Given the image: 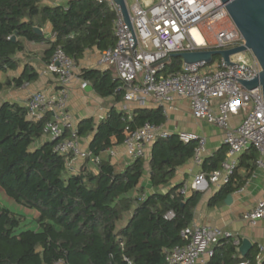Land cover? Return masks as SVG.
Here are the masks:
<instances>
[{
    "label": "trees",
    "instance_id": "16d2710c",
    "mask_svg": "<svg viewBox=\"0 0 264 264\" xmlns=\"http://www.w3.org/2000/svg\"><path fill=\"white\" fill-rule=\"evenodd\" d=\"M115 19V10L98 0L63 4L0 0V91L26 88L39 79V72L29 64L20 76L8 75L19 68L17 56L28 42L49 44L45 64L61 46L78 65L88 51L115 46ZM47 23L53 40L36 30L43 32ZM220 59L217 56L214 63ZM183 63L173 57L163 73H176ZM80 77L99 97H113L116 103L124 100L126 91L114 70L83 68ZM50 118L47 114L33 121L25 105L0 104V189L18 206L35 211L37 223L36 229L23 230L26 215L0 202V264H167L166 251L186 243L181 233L192 224L203 192L183 195V184H178L148 194L142 180L148 164L152 187L169 184L177 169L194 158L198 142L185 143L173 134L154 143L149 159L112 163L105 154L123 144L129 130L147 122L164 125L167 119L161 107L130 111L112 107L98 123L93 117L78 123L77 136L92 137L88 149L101 162L96 171L86 167L88 160L79 171H72L67 166L72 157L54 150L69 132L36 146ZM227 152L224 145L216 156L204 160L202 170L207 174L219 170ZM257 152L251 147L241 156L232 180L211 197L209 205L216 206L241 189L247 177H239V169L246 163L244 158L245 166L253 168ZM259 254L256 244L242 256L231 240H222L208 264H258Z\"/></svg>",
    "mask_w": 264,
    "mask_h": 264
},
{
    "label": "built area",
    "instance_id": "2783aa9c",
    "mask_svg": "<svg viewBox=\"0 0 264 264\" xmlns=\"http://www.w3.org/2000/svg\"><path fill=\"white\" fill-rule=\"evenodd\" d=\"M110 5L116 12L115 31L117 42L114 47L101 52L98 65L112 69L123 82L124 102L144 107L149 101L156 102L167 114L177 98L190 101L193 116L224 131V142L228 146L226 160L222 167L210 174L203 170L194 176L191 186L183 185L181 194L200 190L211 184L220 190L228 184L239 165L243 152L251 147L259 153L257 166L264 170V94L261 86L247 89L237 78H251L262 68L252 53L231 56L234 65H227L223 59L208 63H183L176 73L164 74L165 63L157 68L150 66L166 59L169 54L194 50H225L245 43L242 34L229 14L222 0H151L144 6L135 0L127 6L131 15V28L122 9L114 0H98ZM171 56V55H170ZM76 70L75 61L59 46L51 61L41 69L40 75L53 76L56 87L50 91L37 90L29 94L26 101L28 118L39 121L50 114L43 137L46 140L60 139L55 152L71 156L67 162L70 170L73 161L87 160L97 168L101 158L94 156L77 136V124L68 111L70 86ZM88 83H84L87 87ZM219 99L217 106L213 100ZM129 110L128 106L124 108ZM244 114L237 125L231 124L233 116ZM177 134L181 141H197L194 162L202 167L207 139L194 132L173 133L163 124L147 122L140 128L129 130L122 146L130 160L149 159L152 147L160 139ZM116 158V148L108 150ZM170 216H166L168 219ZM246 221L255 227L264 219V199L257 202L253 210L245 214ZM186 243L166 251L167 264H208L215 248L222 240H231L239 250L243 238L234 232L217 227L191 224L181 233ZM257 256V263L264 260L263 248ZM240 251V250H239ZM238 264H249L243 261Z\"/></svg>",
    "mask_w": 264,
    "mask_h": 264
},
{
    "label": "crops",
    "instance_id": "0c3cea01",
    "mask_svg": "<svg viewBox=\"0 0 264 264\" xmlns=\"http://www.w3.org/2000/svg\"><path fill=\"white\" fill-rule=\"evenodd\" d=\"M66 1L67 0H46L49 4H63ZM43 33L47 39L53 40L52 26L50 24L47 23L45 25ZM48 47L49 44L46 42H28L26 44L25 51L19 53L17 56L20 60L19 68L15 71H10L8 73L9 77L20 76L27 64L33 66L40 73L41 69L45 66L44 54ZM100 54L101 52L98 50H90L80 63L76 65L74 78L70 86L68 111L77 125L82 119L89 117H93L97 123L100 122L107 116L112 107L124 111H128L124 109L126 106H128L129 110L137 107L135 105L127 104L124 100L116 103L113 97L101 98L94 90L88 91L86 89L87 87L83 86L85 81L80 77L81 69H106L98 65ZM55 87L56 82L53 76L40 75L37 81L31 83L26 88H9L0 91V104L2 102L9 101L26 105V101L30 93L37 90L50 91ZM219 102V99H214L213 105L217 106ZM144 107L158 108L160 106L154 101H149ZM166 117L167 119L164 126L169 131L173 133L188 131L206 137L207 144L206 151L204 153L205 160L216 156L219 150L226 145L224 142V131L217 126L195 118L192 113L190 101L185 98H177L172 104L169 112L166 114ZM243 117V113L233 116L231 118V124L233 126H237L242 121ZM91 139L92 137L81 138L82 144L85 148H88ZM45 141L46 138L42 136L36 143V146L44 143ZM114 148H116L117 152L116 158H112L109 152L105 154V158H108L112 163L130 161L124 153V147L122 144L115 145ZM245 152H243L241 156H243ZM241 156L239 158V163ZM257 156H259V154ZM244 159L247 163V158ZM246 163L239 169L238 174L241 178L247 177V180L242 185L241 189L231 194L232 198L228 202L225 200L216 206H211L209 205V200L213 197V195H215L217 190H215L214 186L211 184H205L203 188L200 189L203 192V196L195 209L192 223L217 227L229 232H234L243 239H250L254 245L256 244L258 247L263 248L261 256L264 260V219L260 220L255 227H252L244 218L247 212H250L255 208L259 200L264 199V170L259 168L257 164L253 165V168L249 169L245 166ZM85 164L86 163L82 161H73L72 167L74 168V171H79ZM86 167L89 170L96 171V168L90 163H87ZM202 167L197 166L194 160L191 159L185 165L177 169L176 176L169 182V184L159 188H154L150 182V170L147 164L146 174L142 180V185L148 194L154 191L166 192L178 184L191 186L194 176L202 170ZM191 192L192 191H190L189 194H191ZM15 205L17 210H20L26 215L27 220L28 218L34 219L36 217L35 211L25 209L17 204Z\"/></svg>",
    "mask_w": 264,
    "mask_h": 264
},
{
    "label": "water",
    "instance_id": "95a60500",
    "mask_svg": "<svg viewBox=\"0 0 264 264\" xmlns=\"http://www.w3.org/2000/svg\"><path fill=\"white\" fill-rule=\"evenodd\" d=\"M114 1L121 7L127 24L133 28L126 0ZM222 2L244 38L245 43L243 45L225 50H194L169 54L166 59L150 67L156 69L160 63L167 64L173 57H180L187 64L200 62L212 64L214 59L219 56L227 65H234L235 63L231 62V56L250 52L258 60L262 70L256 73L254 77L237 79L247 89L261 86L264 94V0H222ZM36 30L43 34L40 29L37 28ZM13 39L15 40L16 37H13ZM86 89L92 91L93 87L88 85ZM231 198V195L228 196L226 202L231 200ZM253 246L254 243L250 239L244 238L239 248L241 255L246 256Z\"/></svg>",
    "mask_w": 264,
    "mask_h": 264
},
{
    "label": "rangeland",
    "instance_id": "374dc122",
    "mask_svg": "<svg viewBox=\"0 0 264 264\" xmlns=\"http://www.w3.org/2000/svg\"><path fill=\"white\" fill-rule=\"evenodd\" d=\"M150 0H141V3L146 6V3L149 2ZM129 5L133 6V4L135 3V0H128ZM151 4L155 3L156 0H151L150 1ZM210 65L209 64L207 66V69H210ZM0 202L9 207L12 211L19 213V214H24L23 212H21L20 210H17L15 202L13 201V199L9 198L6 193L3 190H0ZM37 228V223L36 221H34V219L28 218V220H26L25 222L22 223V229H36Z\"/></svg>",
    "mask_w": 264,
    "mask_h": 264
}]
</instances>
